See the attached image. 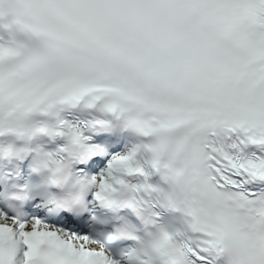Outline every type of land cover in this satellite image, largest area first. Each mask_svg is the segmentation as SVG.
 <instances>
[{
    "label": "snow or ice",
    "instance_id": "snow-or-ice-1",
    "mask_svg": "<svg viewBox=\"0 0 264 264\" xmlns=\"http://www.w3.org/2000/svg\"><path fill=\"white\" fill-rule=\"evenodd\" d=\"M0 264H264V0H0Z\"/></svg>",
    "mask_w": 264,
    "mask_h": 264
}]
</instances>
